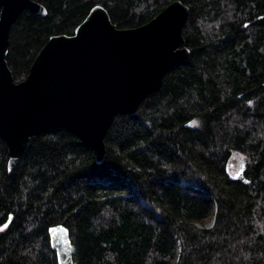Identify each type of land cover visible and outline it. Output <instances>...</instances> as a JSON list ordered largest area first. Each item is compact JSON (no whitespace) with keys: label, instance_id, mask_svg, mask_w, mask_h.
<instances>
[{"label":"trees","instance_id":"trees-1","mask_svg":"<svg viewBox=\"0 0 264 264\" xmlns=\"http://www.w3.org/2000/svg\"><path fill=\"white\" fill-rule=\"evenodd\" d=\"M34 1L45 15L24 11L10 29L16 82L92 7L134 28L174 0ZM180 1L189 56L133 115L114 118L101 163L57 128L8 171L0 138V264H57V224L74 264H264V0ZM234 151L251 161L242 178L228 171Z\"/></svg>","mask_w":264,"mask_h":264},{"label":"water","instance_id":"water-1","mask_svg":"<svg viewBox=\"0 0 264 264\" xmlns=\"http://www.w3.org/2000/svg\"><path fill=\"white\" fill-rule=\"evenodd\" d=\"M24 11L46 13L34 0H0V138L8 171L31 138L57 128L74 134L101 163L114 118L133 115L160 90L165 74L189 56L182 33L189 8L180 0L134 28L116 27L96 5L72 35L50 36L27 76L16 82L6 55L10 29ZM48 236L57 264H74L68 229L50 226Z\"/></svg>","mask_w":264,"mask_h":264},{"label":"rangeland","instance_id":"rangeland-1","mask_svg":"<svg viewBox=\"0 0 264 264\" xmlns=\"http://www.w3.org/2000/svg\"><path fill=\"white\" fill-rule=\"evenodd\" d=\"M250 162L251 161L247 156L234 151L232 152L231 157L228 161V171L231 175L235 176L239 174L240 172H242L245 166L249 164ZM210 224L211 222L208 225Z\"/></svg>","mask_w":264,"mask_h":264},{"label":"snow or ice","instance_id":"snow-or-ice-1","mask_svg":"<svg viewBox=\"0 0 264 264\" xmlns=\"http://www.w3.org/2000/svg\"><path fill=\"white\" fill-rule=\"evenodd\" d=\"M192 123H195V121H193Z\"/></svg>","mask_w":264,"mask_h":264}]
</instances>
